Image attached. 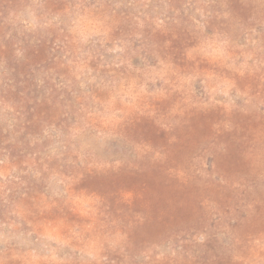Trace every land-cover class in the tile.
Returning a JSON list of instances; mask_svg holds the SVG:
<instances>
[{
    "label": "rangeland",
    "instance_id": "rangeland-1",
    "mask_svg": "<svg viewBox=\"0 0 264 264\" xmlns=\"http://www.w3.org/2000/svg\"><path fill=\"white\" fill-rule=\"evenodd\" d=\"M0 264H264V0H0Z\"/></svg>",
    "mask_w": 264,
    "mask_h": 264
}]
</instances>
